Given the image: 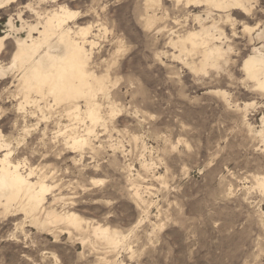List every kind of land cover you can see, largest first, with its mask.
Instances as JSON below:
<instances>
[{"label": "rangeland", "instance_id": "obj_1", "mask_svg": "<svg viewBox=\"0 0 264 264\" xmlns=\"http://www.w3.org/2000/svg\"><path fill=\"white\" fill-rule=\"evenodd\" d=\"M183 1L19 0L0 10V35L8 33L9 16L21 27L19 13L36 23L32 9L44 15L60 4L79 13L70 26L92 25L97 44L90 68L107 76L109 87L96 95L104 119L94 132L87 133L90 120L67 114L71 104L51 96L33 94L24 104L36 114L47 112L45 123L24 118L16 105L24 99L15 73L0 78V129L15 147L13 160L33 167V179L52 187L46 207L77 212L128 237L117 249L93 245L72 226L43 229L25 213L0 208V264H264V190L257 186L264 176V137L258 133L264 95L244 83L241 67L253 47L244 23L264 22V0L254 4L253 15L231 12L237 34L218 15L223 12L213 11L207 25L217 21L228 36L223 46L235 48L230 68L207 71L200 69V51L188 54L173 44L178 35L199 29L195 15L207 17L208 5ZM14 35L0 53L2 65L16 48ZM78 101L84 110L85 100ZM112 104L119 109L114 115ZM61 128L88 137V143L72 148Z\"/></svg>", "mask_w": 264, "mask_h": 264}, {"label": "bare ground", "instance_id": "obj_2", "mask_svg": "<svg viewBox=\"0 0 264 264\" xmlns=\"http://www.w3.org/2000/svg\"><path fill=\"white\" fill-rule=\"evenodd\" d=\"M149 1L155 2L157 0H149ZM175 1L176 0H174V2ZM177 1L180 2L183 0H177ZM185 1L186 4L189 6L190 5L200 6L203 5V3H205L206 6L208 5V8L206 10L207 17L203 18V16L205 15H201V14L195 15L196 16L195 18L198 20L200 24L199 29H193V27L191 26L192 29L189 30L187 33L185 32L186 33L185 35H178V39L176 41H173V44L177 45L178 47L180 45L181 51L188 54L197 53L198 51H200L202 56L200 69L204 71H207L206 66H212L218 68L221 67L223 64H226L227 66L231 65L232 54H234L235 47H232L233 44L232 45L228 44L226 47L223 46V44L226 43L224 39L228 40V36L225 34V31H223L219 27L217 21L213 20L212 24H210L211 23L210 22L209 23L210 25H207L206 20L211 18V16H214V12H213L214 10L223 12L224 14H218V13L217 14L219 16H223V15L226 16L227 21L229 20L233 24L234 34H237L238 32L235 31L237 20L233 18L231 12L239 11L241 14L248 16L252 12H255L254 4L257 2V0H185ZM17 2H19V0H0V10L5 9ZM28 7L33 8L34 6L32 7V5L29 4ZM178 8L176 10H178ZM32 10L35 11L37 15L38 20L36 23H31L30 21L28 22V20L27 21L24 20L21 13H19L17 17L21 20L22 24L20 22L21 27H18L17 25H15L14 16L11 15L9 16L10 18L7 22L8 33L4 35H0V53L3 47H5L4 46L5 43L12 37V34H15L13 37L16 44V48L12 53L10 62L3 65L0 62V78L4 79L9 74L12 73L16 74V78L18 80V91L24 99L23 101L19 100L20 103L16 105L20 109H23V111L21 110L18 111L23 112L24 118H27L29 116L35 118V116H37L39 120L46 122V120L49 117V116L47 117L46 115L47 112L36 114L35 112L28 110L26 108V105L24 104L25 103L27 104L32 101L33 94L41 96L43 98H45L46 96H51V99L53 98L52 100H54L56 103L71 104V106L68 108L67 111V114L69 116H72L76 120H79L81 118H87V120H90L91 126L87 128V133L92 134V132H94L95 130L94 125L101 122L104 119V115L101 111V104L99 103L100 100L99 102L96 100V95L101 92H107V89L109 88L107 86V79H108L107 76L104 75L99 76L95 71H93L90 68L91 67L90 61L92 60L91 58L94 52L93 48H95L94 46L97 44V42L95 41L96 38H94L95 35H92V29H91L92 25L78 26V27L76 25L74 27L70 26L69 22H71L76 16H78L79 13L75 12L74 10H70L64 4L63 5L60 4L57 8L45 12L44 15H42V13H39V11L35 9ZM38 10H42V9L39 8ZM150 12L152 13V11ZM191 17L192 16H190V18ZM184 29L182 31H184ZM243 29L244 32H246L247 35L249 36L248 39L250 40L253 46L251 48L250 53L243 59V63L241 66L244 75L243 77L244 83L250 84L252 88H254V90H257L264 95V22L257 23V25L255 26H251L244 23ZM22 30L26 31L27 33L26 36H19V32H21ZM154 31L155 30H153V32ZM187 42L191 44L190 48L189 46L187 47L185 45V43ZM217 42H221L222 44L220 43L217 44ZM235 44H237V42H235ZM211 72H213V70ZM245 84H243V86ZM9 90L10 89H8V91ZM254 93L256 92L254 91ZM9 98L10 97H8V99ZM80 98H83L85 100L84 110H82L81 105L78 103L79 102L78 99ZM18 99H20V97H18ZM47 105L48 104H46V106ZM117 110L115 105L112 104L110 107L111 115H114ZM17 121L16 123H18ZM30 122L31 121H29V124ZM18 128H16V130ZM25 131L28 132L29 129L25 128ZM58 132L60 136L66 135L65 141L67 142L68 145L70 144V146L74 149L78 147H83L85 144L88 143V137L76 134L75 131L74 132L71 131L69 133V128L68 129L66 128L64 130L63 128H61ZM258 133H260L264 137V117L262 118V129ZM5 136L6 135H4V133L0 129V208H3L4 214L5 213L13 214L14 212L25 213L27 217H30L31 220L36 225L42 227L43 229H49L51 227H55L60 224H66L74 227L79 231L85 232V234H88L90 236L88 241L93 245L98 243H103L106 246L111 247L113 249L119 248L120 245L122 247V244L125 243L128 237L126 234H123L121 231L109 225L101 224L99 222L93 223L89 220H86L80 214L74 211H70V210L58 211L55 208L46 207L45 206V202L47 199L46 195L48 194L49 191H51L52 187L46 183V180H43L41 177H38L36 180L33 179V175L35 173V169H33V167L31 168L30 166H28L24 168V165H26L27 163L22 165V162H19L17 160L18 158L16 159L17 162L14 161L15 159L13 160V154H14L13 149L15 147H12L10 141L11 139L10 140L6 139ZM7 136L9 135L7 134ZM17 143L22 144L19 142ZM33 151L34 150H32V152ZM2 152H4V154H1ZM146 165L147 164H145V166ZM257 186H260L264 190V176L258 178ZM135 194L141 200L144 201V198L141 196V192L139 189L136 190ZM17 214L18 213H15L13 215H17Z\"/></svg>", "mask_w": 264, "mask_h": 264}]
</instances>
